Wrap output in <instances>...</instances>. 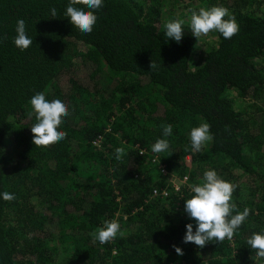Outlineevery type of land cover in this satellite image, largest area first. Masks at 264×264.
I'll list each match as a JSON object with an SVG mask.
<instances>
[{
	"label": "trees",
	"instance_id": "16d2710c",
	"mask_svg": "<svg viewBox=\"0 0 264 264\" xmlns=\"http://www.w3.org/2000/svg\"><path fill=\"white\" fill-rule=\"evenodd\" d=\"M68 3L0 0V193L15 196H0V264H264L247 245L264 233V0H103L88 34L64 16ZM183 4L177 43L164 24L182 18ZM214 5L239 31H214L216 47L194 67L191 13ZM18 19L33 40L24 51ZM230 91L253 104L237 110ZM37 92L70 113L58 128L66 138L48 147L32 143ZM202 122L214 139L195 153L190 132ZM157 139L169 149L154 153ZM205 170L236 185L231 203L250 214L232 240L199 248L183 242L196 226L184 204ZM112 219L124 235L93 240Z\"/></svg>",
	"mask_w": 264,
	"mask_h": 264
},
{
	"label": "clouds",
	"instance_id": "9594fccd",
	"mask_svg": "<svg viewBox=\"0 0 264 264\" xmlns=\"http://www.w3.org/2000/svg\"><path fill=\"white\" fill-rule=\"evenodd\" d=\"M103 7V0H69L64 16L81 33H91L97 21L96 10ZM51 16L55 18L57 11L53 7ZM227 17V19H225ZM182 19L170 20L164 24L165 36L181 42L184 35ZM190 29L192 35L198 40L202 35L206 36L212 31L219 32L225 39H231L239 31V25L235 17L224 6H212L193 10L190 17ZM14 44L21 51L28 49L33 43L32 38L26 34V23L18 19L16 24ZM6 38V37H5ZM157 63L151 60L150 69H156ZM31 111L29 116H35L36 123L30 128L33 134L32 143L37 147H48L65 139L67 133L59 131L62 118L70 115L68 106L61 100L48 101L43 92H37L30 99ZM163 135L172 134L171 124H165ZM214 139L210 132V124L202 122L198 127H193L190 132L191 148L195 153L201 152L204 145ZM169 149L167 139H157L152 145L154 153H162ZM116 159L119 161L125 154L123 148L115 149ZM141 154H143L141 152ZM176 187H178L176 183ZM237 186L220 178L215 170H205L203 182L191 185L194 193L185 200L184 211L188 217L195 221L186 225L184 243H193L203 248L210 241L223 242L225 238L232 240L234 231L238 229L250 214V209L245 207L243 211H236V204L231 203L232 194ZM5 201L15 199L9 192L0 193ZM235 211V214L233 212ZM123 236L120 223L115 220H104L103 225L95 229L90 235L100 244L113 241L117 235ZM247 245L255 251L256 257L264 259V233L253 232L247 239ZM178 255H183L180 247L173 245Z\"/></svg>",
	"mask_w": 264,
	"mask_h": 264
},
{
	"label": "rangeland",
	"instance_id": "374dc122",
	"mask_svg": "<svg viewBox=\"0 0 264 264\" xmlns=\"http://www.w3.org/2000/svg\"><path fill=\"white\" fill-rule=\"evenodd\" d=\"M184 6L185 4L181 5L178 10V15L182 17L181 19H184L183 14H182V11L184 10ZM169 15H173V13H170ZM217 40L218 39L216 38L214 31L210 32L206 36L202 35L200 37L198 49L195 52L193 56V60H192V64L194 67L202 63L204 55L207 51L216 47L217 42H218ZM263 63H264V60H263ZM227 96L229 99H231L234 102V106L237 110H243V108L246 105L249 106L253 104V103H250L249 100H241L234 91L228 92Z\"/></svg>",
	"mask_w": 264,
	"mask_h": 264
},
{
	"label": "built area",
	"instance_id": "2783aa9c",
	"mask_svg": "<svg viewBox=\"0 0 264 264\" xmlns=\"http://www.w3.org/2000/svg\"><path fill=\"white\" fill-rule=\"evenodd\" d=\"M164 171H165V169H164ZM165 172H166V171H165ZM168 192H169L168 189L165 188V189L163 190L162 194L167 195ZM158 194H160V191H159L158 189H155L154 192H153V195H158Z\"/></svg>",
	"mask_w": 264,
	"mask_h": 264
}]
</instances>
